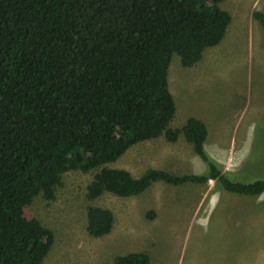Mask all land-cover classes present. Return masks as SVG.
Returning a JSON list of instances; mask_svg holds the SVG:
<instances>
[{
  "label": "trees",
  "instance_id": "16d2710c",
  "mask_svg": "<svg viewBox=\"0 0 264 264\" xmlns=\"http://www.w3.org/2000/svg\"><path fill=\"white\" fill-rule=\"evenodd\" d=\"M222 2L0 0V264L43 263L54 234L24 209L39 195L54 200L70 170L93 173L90 202L104 194L138 196L157 182L214 181L233 194H264V177L222 172L205 150L203 121L169 128L176 112L167 80L172 56L190 68L221 43L231 23ZM252 16L264 32V14ZM180 135L205 173L147 168L134 177L107 167L137 144L161 136L175 143ZM113 226L110 210L87 208L89 236L105 237ZM113 264L150 259L132 252Z\"/></svg>",
  "mask_w": 264,
  "mask_h": 264
},
{
  "label": "rangeland",
  "instance_id": "374dc122",
  "mask_svg": "<svg viewBox=\"0 0 264 264\" xmlns=\"http://www.w3.org/2000/svg\"><path fill=\"white\" fill-rule=\"evenodd\" d=\"M219 6L231 17L221 43L190 68L172 56L167 80L176 112L169 128L180 129L189 118L202 120L208 131L205 150L222 172L263 178L264 32L252 14H264V0H223ZM107 167L134 177L147 168L173 175L206 171L182 135L175 143L161 136L137 144ZM92 177L70 170L54 200L39 195L24 209L27 218L54 234L42 264H113L132 252H144L150 264H264V194H233L214 181L157 182L138 196L104 194L90 202L85 194ZM90 206L112 212L109 235L87 234Z\"/></svg>",
  "mask_w": 264,
  "mask_h": 264
},
{
  "label": "crops",
  "instance_id": "0c3cea01",
  "mask_svg": "<svg viewBox=\"0 0 264 264\" xmlns=\"http://www.w3.org/2000/svg\"><path fill=\"white\" fill-rule=\"evenodd\" d=\"M202 121V120H201Z\"/></svg>",
  "mask_w": 264,
  "mask_h": 264
}]
</instances>
